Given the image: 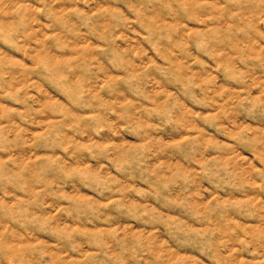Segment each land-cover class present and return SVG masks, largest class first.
Listing matches in <instances>:
<instances>
[{"label": "rangeland", "instance_id": "rangeland-1", "mask_svg": "<svg viewBox=\"0 0 264 264\" xmlns=\"http://www.w3.org/2000/svg\"><path fill=\"white\" fill-rule=\"evenodd\" d=\"M0 264H264V0H0Z\"/></svg>", "mask_w": 264, "mask_h": 264}]
</instances>
